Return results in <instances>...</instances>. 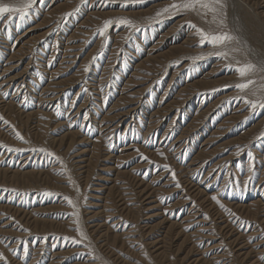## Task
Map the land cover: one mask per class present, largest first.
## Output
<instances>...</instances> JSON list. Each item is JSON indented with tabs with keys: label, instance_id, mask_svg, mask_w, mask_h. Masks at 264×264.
Listing matches in <instances>:
<instances>
[{
	"label": "rangeland",
	"instance_id": "1",
	"mask_svg": "<svg viewBox=\"0 0 264 264\" xmlns=\"http://www.w3.org/2000/svg\"><path fill=\"white\" fill-rule=\"evenodd\" d=\"M172 2L36 0L19 27L3 18L0 144L26 150L0 147L10 264H264V109L235 99L254 98L264 73L244 92L226 87L246 79L237 61L264 66V0H221L215 22L194 11L155 18ZM192 25L230 32L241 51L209 55ZM164 164L180 188L157 171ZM74 210L89 247L63 239L80 238Z\"/></svg>",
	"mask_w": 264,
	"mask_h": 264
},
{
	"label": "snow or ice",
	"instance_id": "2",
	"mask_svg": "<svg viewBox=\"0 0 264 264\" xmlns=\"http://www.w3.org/2000/svg\"><path fill=\"white\" fill-rule=\"evenodd\" d=\"M36 0H24V2L21 5H12L8 3H3L0 2V23L3 22V18L7 15V20L8 24H12L13 21L18 20L19 23L16 24V27H19L21 23L26 21L30 15V11L34 5ZM224 5L222 4L221 0H173L172 3L165 5L163 8L157 10L155 12V18L162 17L165 14H178L182 13L184 11H194L197 12L198 14H201L205 17L209 13L213 15V22L216 21V17L219 14V10L222 9ZM75 11L65 13L66 16H71L74 14ZM119 25L122 26H128L132 27L133 23L129 18H117L115 21ZM114 21L112 19L105 20L103 23V27L97 30V34L103 36L104 31L109 28ZM222 24L223 21H220ZM7 27V25H6ZM193 28L196 29V35L199 38V47H205V46H211L213 49V52L210 53L209 55H215L219 58H223L225 60H230L234 57V54L239 53L241 49L239 47H232L233 44H239V38L230 32L227 31H222V30H211V31H206L203 28H198L195 25H192ZM203 56H197L194 59H201ZM237 67L236 71L238 72L239 76L241 78H246L249 77L250 75H254L257 72H262L264 73V66L258 65L252 62H247L244 64H240L239 61L236 62ZM227 67H231V65H226ZM85 72L88 71V68L85 67L84 69ZM264 79V77H262ZM256 84V81L251 78H246L244 79L243 82L237 83L235 85H226V87H235L239 89L241 92H244L248 89H250L253 85ZM5 96L8 95V93H4ZM253 97L250 99L247 96H238L235 99H240L243 100L245 104L250 106V109L252 111H255L257 108L264 109V84H261L260 87L252 93ZM0 122H3L5 125L9 124L7 120L4 119L3 116H0ZM15 135L19 140L24 141V137L17 131L15 132ZM25 143H28V141H25ZM0 147H4L7 151L9 152H21V151H26L25 149L21 148H13L9 147L7 145L0 144ZM27 151L35 152V153H40L43 154L45 157H52L54 160L59 161L60 163H63V161L55 155V153L49 152L46 148L39 147V148H30L27 149ZM137 152L139 150L137 149ZM161 156H164V153H160ZM251 156V153H249ZM144 160H148V157L143 156L142 157ZM154 164V162H151ZM165 170L168 171L171 174V177L173 181H175V187L180 188L181 185L179 184L178 180L176 179V175L173 169H171V166L168 164H164L161 166H158L157 171L159 170ZM62 174V173H61ZM147 178V175L145 176ZM2 191L5 192H17L16 189H8L4 188ZM17 195L19 196L20 194L17 192ZM45 195L51 196L53 193L51 192H46ZM15 198V197H14ZM64 199L67 201V203L73 207V209H76V204L73 202V200L70 197H64ZM162 200L165 199L164 197L161 198ZM212 199L217 202V204H220L219 199L216 196H213ZM221 207H224L222 204L220 205ZM69 215L73 217H77V219L74 221L76 224V231L80 234V238L77 239L75 237H64L63 239L66 241H71L74 245L78 244H84L85 247H89L90 244H85V241L88 240L87 234L83 232V230L80 227V222L78 219L79 213L78 211H73ZM205 219H209L207 214H204ZM255 239V238H253ZM13 255L17 254V249H9ZM23 253L25 258L29 255L27 247L23 248ZM261 259H264V256L261 257ZM0 262L2 264H10V261L7 256L3 252H0Z\"/></svg>",
	"mask_w": 264,
	"mask_h": 264
}]
</instances>
